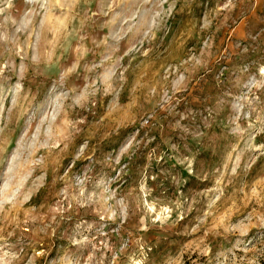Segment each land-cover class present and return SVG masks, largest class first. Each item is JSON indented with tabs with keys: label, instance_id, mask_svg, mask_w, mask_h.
Listing matches in <instances>:
<instances>
[{
	"label": "rangeland",
	"instance_id": "rangeland-1",
	"mask_svg": "<svg viewBox=\"0 0 264 264\" xmlns=\"http://www.w3.org/2000/svg\"><path fill=\"white\" fill-rule=\"evenodd\" d=\"M0 264H264V0H0Z\"/></svg>",
	"mask_w": 264,
	"mask_h": 264
}]
</instances>
